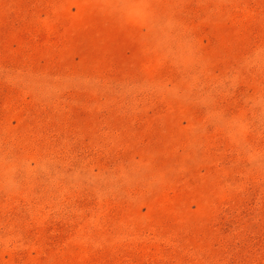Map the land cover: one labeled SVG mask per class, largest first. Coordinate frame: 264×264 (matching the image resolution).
<instances>
[{
    "label": "rangeland",
    "instance_id": "rangeland-1",
    "mask_svg": "<svg viewBox=\"0 0 264 264\" xmlns=\"http://www.w3.org/2000/svg\"><path fill=\"white\" fill-rule=\"evenodd\" d=\"M0 264H264V0H0Z\"/></svg>",
    "mask_w": 264,
    "mask_h": 264
}]
</instances>
